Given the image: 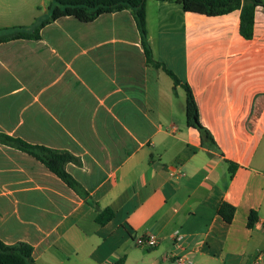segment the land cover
<instances>
[{
    "label": "crops",
    "instance_id": "obj_1",
    "mask_svg": "<svg viewBox=\"0 0 264 264\" xmlns=\"http://www.w3.org/2000/svg\"><path fill=\"white\" fill-rule=\"evenodd\" d=\"M49 4L0 0V28L29 27L30 10L37 19ZM239 23L240 9L208 17L146 0L147 43L176 86L147 61L128 10L0 43V134L72 155L65 170L81 191L0 143V240L31 245L35 264H264V9L251 39ZM183 84L216 148L186 126ZM145 234L153 249L135 245Z\"/></svg>",
    "mask_w": 264,
    "mask_h": 264
},
{
    "label": "trees",
    "instance_id": "obj_2",
    "mask_svg": "<svg viewBox=\"0 0 264 264\" xmlns=\"http://www.w3.org/2000/svg\"><path fill=\"white\" fill-rule=\"evenodd\" d=\"M174 1L181 5L184 12H190L208 17H215L228 14L240 9L239 33L241 37L249 40L253 36L254 12L258 7L264 9V0H157ZM145 3L146 0H50L46 16L37 19L31 26H12L0 28V43L15 39H38L39 31L47 24L63 17H73L76 20L88 23L104 14L128 10L137 27L141 38L144 55L147 61L155 68L163 71L179 85L180 81L161 63L155 62L146 40L145 29ZM182 88L185 93V124L195 129L200 137L201 144L209 148H216L210 132L201 124L191 89L187 84ZM0 143L12 146L41 163L48 171L59 178L69 189L81 194L78 183L67 173L65 166L68 163H78V160L67 152L54 150L42 145H31L20 139L10 138L0 134ZM235 165L229 163V174H232ZM89 204V201H86ZM234 207L222 203L217 214L225 223H230L234 215ZM113 217V212L106 208L98 213L95 221L104 225ZM257 221V214L251 211L247 219V227L253 228ZM32 247L25 242L13 244L4 243L0 240V264H35L32 258ZM120 259L116 264H123Z\"/></svg>",
    "mask_w": 264,
    "mask_h": 264
},
{
    "label": "built area",
    "instance_id": "obj_3",
    "mask_svg": "<svg viewBox=\"0 0 264 264\" xmlns=\"http://www.w3.org/2000/svg\"><path fill=\"white\" fill-rule=\"evenodd\" d=\"M134 242H135V245H137L139 247H144L147 249H153L157 245V237L153 234H145V235H142V236L135 238ZM262 260H263V256H262V254H259V255H257L253 264H259ZM177 263L183 264L184 262H182L181 259H178ZM186 263L190 264V261H186Z\"/></svg>",
    "mask_w": 264,
    "mask_h": 264
},
{
    "label": "rangeland",
    "instance_id": "obj_4",
    "mask_svg": "<svg viewBox=\"0 0 264 264\" xmlns=\"http://www.w3.org/2000/svg\"><path fill=\"white\" fill-rule=\"evenodd\" d=\"M11 1V3L13 2V0H10ZM48 7V2H47V4H46V7L45 8H47ZM46 11V10H45ZM44 11V12H45ZM44 12H42V14H41V17H39V18H42V17H44V16H46L47 15V12L46 13H44ZM37 15H38V13H37V11L36 10H30V12L25 16L26 17V23H24V25H27V26H29V25H31L32 23H34L37 19H39V18H37L36 19V17H37ZM181 92V91H180ZM182 93H183V91H182ZM179 102H180V107L183 105V96H182V98H181V100H178V98L176 97L175 98V105H176V108L179 106ZM0 153L1 154H3L4 156H6L7 157V153H2V150L0 149ZM9 156V155H8Z\"/></svg>",
    "mask_w": 264,
    "mask_h": 264
}]
</instances>
